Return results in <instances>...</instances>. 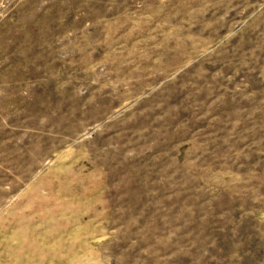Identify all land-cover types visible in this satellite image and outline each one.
<instances>
[{
  "label": "rangeland",
  "instance_id": "rangeland-1",
  "mask_svg": "<svg viewBox=\"0 0 264 264\" xmlns=\"http://www.w3.org/2000/svg\"><path fill=\"white\" fill-rule=\"evenodd\" d=\"M0 264H264V0H0Z\"/></svg>",
  "mask_w": 264,
  "mask_h": 264
}]
</instances>
